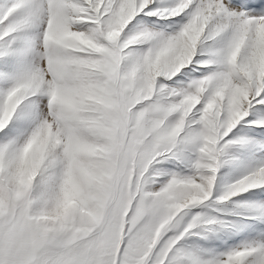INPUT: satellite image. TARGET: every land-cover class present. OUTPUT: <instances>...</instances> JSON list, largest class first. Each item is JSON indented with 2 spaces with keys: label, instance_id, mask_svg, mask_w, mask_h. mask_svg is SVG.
<instances>
[{
  "label": "snow or ice",
  "instance_id": "snow-or-ice-1",
  "mask_svg": "<svg viewBox=\"0 0 264 264\" xmlns=\"http://www.w3.org/2000/svg\"><path fill=\"white\" fill-rule=\"evenodd\" d=\"M0 264H264V0H0Z\"/></svg>",
  "mask_w": 264,
  "mask_h": 264
}]
</instances>
